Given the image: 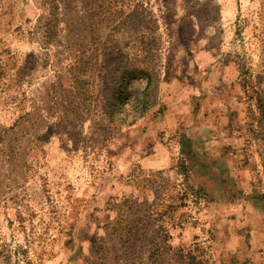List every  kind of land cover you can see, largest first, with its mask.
<instances>
[{
  "label": "rangeland",
  "instance_id": "374dc122",
  "mask_svg": "<svg viewBox=\"0 0 264 264\" xmlns=\"http://www.w3.org/2000/svg\"><path fill=\"white\" fill-rule=\"evenodd\" d=\"M0 264H264V0H0Z\"/></svg>",
  "mask_w": 264,
  "mask_h": 264
}]
</instances>
